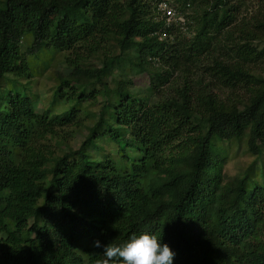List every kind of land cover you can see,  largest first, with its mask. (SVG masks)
<instances>
[{
  "label": "trees",
  "instance_id": "trees-1",
  "mask_svg": "<svg viewBox=\"0 0 264 264\" xmlns=\"http://www.w3.org/2000/svg\"><path fill=\"white\" fill-rule=\"evenodd\" d=\"M160 1L0 0V264H94V240L144 231L173 264H264V4L240 43L244 0H167L184 26ZM234 146L253 162L228 177Z\"/></svg>",
  "mask_w": 264,
  "mask_h": 264
},
{
  "label": "rangeland",
  "instance_id": "rangeland-1",
  "mask_svg": "<svg viewBox=\"0 0 264 264\" xmlns=\"http://www.w3.org/2000/svg\"><path fill=\"white\" fill-rule=\"evenodd\" d=\"M244 2H245V6L242 7V9H241V11H240V13L236 19V22L234 24H232V26H233L232 32H233L234 38L236 41H238L240 43L244 42L245 37H244V33L242 31L246 28L247 22L250 21V16L255 13V10L258 8L259 4L260 5L264 4V0H262L261 3H258L257 0H244ZM221 3H222V0H195L194 6L192 8H191L190 4L188 3L186 14L199 16L202 9H204L205 7H208V6L215 7ZM181 17L184 18L182 15H181ZM248 24H249V22H248ZM188 35L186 36L187 38H189ZM113 39L114 38L110 35L106 38L107 41L103 40L101 42L100 53L106 52L108 50V48L110 49L111 54H115L118 52V49L115 46L111 47V44L113 42H115V41H113ZM222 42H224V41L222 40ZM25 46H26V44H23V47H25ZM257 48L260 50L262 48V45L259 47L257 46ZM201 62L204 63L203 58L201 59ZM86 63L89 66H98L97 64L99 63V61H98V59L90 57L88 60H86ZM127 65L128 64H124V68H128ZM260 68L264 69V63H262L260 65ZM41 71H42L41 73L44 75L37 77L36 81L34 80V84H35L34 92H36L40 96V100L36 101L37 104L35 103L37 110L42 109V106H43L42 100H47L51 95L50 92H48V90H49V87H51V85H53V81H55L56 75L51 76L52 81H50L47 78V77H49L48 75H50V73H53L54 71H56V74H58V72H60V73L62 72V75H66V73L69 72V69L67 68V66L63 62V60H57L54 63L53 68L50 69V71H46V70L44 71V69H41ZM115 75H116V73H115ZM109 85L111 87L114 86V82H112V79H109ZM143 87L144 86L141 87V85L135 86L136 90L141 89V88L144 89ZM193 88L195 91H198L195 88V86ZM199 90H201V87L199 88ZM146 92H147V90L146 91L144 90V93H146ZM221 94L223 95V93H221ZM192 97H193V102H195V104L198 105V103H199L198 95L196 93H194V94H192ZM97 101H98L97 103L95 102V104L94 103L92 104V105H94V106H92L93 111H97L101 107L102 98H97ZM79 142H80V140H79L78 134H76V136L74 138L69 140V143L73 148H77L79 145ZM100 144H101V146L104 147V150H111L110 149L111 145L109 143H107V141L100 142ZM63 149H64L63 145L57 146L56 148H54V150L57 154H61L64 151ZM227 158H228V162L225 164L224 172L228 175V177H232L233 175L237 174L240 170H242L247 165V163L250 164L251 162H253V158L251 156H249L247 153H245L243 149L238 148L237 146L229 148ZM255 167H257L256 169H258V171H260L258 163L255 164Z\"/></svg>",
  "mask_w": 264,
  "mask_h": 264
},
{
  "label": "clouds",
  "instance_id": "clouds-1",
  "mask_svg": "<svg viewBox=\"0 0 264 264\" xmlns=\"http://www.w3.org/2000/svg\"><path fill=\"white\" fill-rule=\"evenodd\" d=\"M92 246L101 249L94 264H173L175 252L152 232H132L119 244L94 240Z\"/></svg>",
  "mask_w": 264,
  "mask_h": 264
},
{
  "label": "built area",
  "instance_id": "built-area-1",
  "mask_svg": "<svg viewBox=\"0 0 264 264\" xmlns=\"http://www.w3.org/2000/svg\"><path fill=\"white\" fill-rule=\"evenodd\" d=\"M158 19L163 20L165 24L175 23L184 26V18L176 13L174 8L167 0H162L157 4Z\"/></svg>",
  "mask_w": 264,
  "mask_h": 264
}]
</instances>
